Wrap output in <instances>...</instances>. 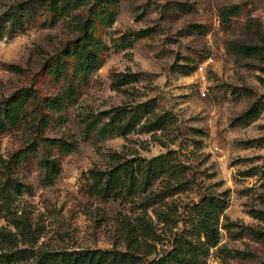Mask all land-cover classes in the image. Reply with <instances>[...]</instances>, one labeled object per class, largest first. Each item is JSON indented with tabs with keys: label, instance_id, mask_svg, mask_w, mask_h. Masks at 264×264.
<instances>
[{
	"label": "rangeland",
	"instance_id": "374dc122",
	"mask_svg": "<svg viewBox=\"0 0 264 264\" xmlns=\"http://www.w3.org/2000/svg\"><path fill=\"white\" fill-rule=\"evenodd\" d=\"M18 4L19 17L7 18ZM92 5L113 15L111 23L92 21L93 40L108 46L99 51V67L85 80L75 78V98L61 111L41 107L43 122L29 113L0 135L5 159L37 131L74 138L77 147L65 155L51 149L61 162L51 184L38 164L42 147L10 172L0 162V184L8 175L24 188L7 204L0 196V226L16 232L10 212H23L39 232L35 247L124 248L123 222L143 216L157 234L147 238L156 244L149 258L169 249L174 234L188 228L192 207L205 193L226 191L220 241L204 264H264V241L248 229L263 225L252 211L264 209V108L245 124L236 120L264 94V48L261 54L237 49L239 43L263 44L264 0H86L53 24L42 23L48 12L41 0H0V101L32 85L37 99L28 104L31 110L38 99L68 85L75 59L66 56V78L45 71V60L72 46L80 34L75 20L85 18ZM11 23L23 27L9 34ZM118 72H134L137 79L113 87ZM149 98L156 112L173 114L166 127L125 136L101 129L102 110ZM93 120L98 121L92 125ZM114 151L124 159L167 155L174 171H161L145 192L103 199L88 188L89 169L108 167ZM150 190L163 197L146 199Z\"/></svg>",
	"mask_w": 264,
	"mask_h": 264
},
{
	"label": "trees",
	"instance_id": "16d2710c",
	"mask_svg": "<svg viewBox=\"0 0 264 264\" xmlns=\"http://www.w3.org/2000/svg\"><path fill=\"white\" fill-rule=\"evenodd\" d=\"M47 7V16L43 20L55 23L59 18L65 17L82 7L86 0H41ZM21 5L11 9L7 18L17 19L21 13ZM99 5V4H98ZM89 13L82 20H75L80 34L73 40L72 46H66L61 51L55 52L45 60L44 69L55 78H66L68 58L73 57L74 64L68 85L56 94L43 96L38 99L35 107L28 110V104L35 102L34 87L26 86L14 90L8 97L0 101V135L10 128L16 127L21 119L32 113L35 117L40 113L41 107L47 112L61 111L67 103L75 98L77 86L75 78H85L95 71L101 64L99 51L108 49L106 44L93 40L92 21L98 19L101 22L111 23L112 12L108 8L97 10V5L88 8ZM76 19V18H75ZM21 24L11 23L9 34H15L22 29ZM90 45V47L88 46ZM263 45V46H262ZM244 48L248 53L261 54L263 44H240L237 49ZM137 79L134 72H118L112 76L113 87L119 88L122 84ZM155 102L152 98L141 100L133 104L118 105L114 108L100 112L105 116L101 129L108 133L127 135L131 131H155L166 127L173 121V114L169 111L158 113L155 111ZM264 108V94L254 100L252 104L240 114L236 120L239 124H245L258 116ZM42 114H39V118ZM44 116L42 122L44 121ZM98 120H93L92 125ZM39 121L38 123H42ZM40 127V126H39ZM38 127V128H39ZM261 139V138H254ZM252 139V140H254ZM251 140V141H252ZM250 141V142H251ZM42 147L43 153L38 159L39 166L44 170V182L51 184L61 171L59 156L52 155L51 149L56 148L59 155H65L75 150L77 141L74 138L60 136H45L42 131H37L35 136L24 147L16 149L8 159L3 158L0 152V162L6 172L20 159L27 158L28 154H36ZM111 164L106 168L91 167L89 169L90 182L88 188L91 193L97 194L103 199L116 197L123 191L145 192L151 186L157 175L165 171H174L167 155H156L151 158H126L119 152L110 154ZM178 185V184H177ZM177 186L173 187V189ZM23 184L7 175L0 184V196L2 202L7 204L14 193L23 191ZM164 193L149 191L146 199L151 197L162 198ZM227 192L205 193L193 205L194 217L186 230L176 232L171 240V247L156 253L148 258L156 247L154 242L147 238H154L156 230L154 225L143 216L123 222L121 231L124 240V248L112 245L107 248H46L35 247L39 237L37 228L30 217L25 213L10 212V222L17 229L12 232L0 226V264H204L211 247L218 245L220 241L219 217L227 206ZM1 209V208H0ZM9 208L6 207L5 210ZM9 214V213H8ZM252 215L262 221L263 225H249V233L258 240L264 241V209H255ZM168 215L160 217L166 221ZM26 244L19 246L18 243Z\"/></svg>",
	"mask_w": 264,
	"mask_h": 264
},
{
	"label": "built area",
	"instance_id": "2783aa9c",
	"mask_svg": "<svg viewBox=\"0 0 264 264\" xmlns=\"http://www.w3.org/2000/svg\"><path fill=\"white\" fill-rule=\"evenodd\" d=\"M199 69H202V66L201 65L199 66Z\"/></svg>",
	"mask_w": 264,
	"mask_h": 264
}]
</instances>
